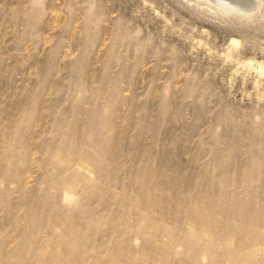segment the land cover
Listing matches in <instances>:
<instances>
[{
    "label": "rangeland",
    "instance_id": "obj_1",
    "mask_svg": "<svg viewBox=\"0 0 264 264\" xmlns=\"http://www.w3.org/2000/svg\"><path fill=\"white\" fill-rule=\"evenodd\" d=\"M227 1L0 0V264H264V0Z\"/></svg>",
    "mask_w": 264,
    "mask_h": 264
},
{
    "label": "bare ground",
    "instance_id": "obj_2",
    "mask_svg": "<svg viewBox=\"0 0 264 264\" xmlns=\"http://www.w3.org/2000/svg\"><path fill=\"white\" fill-rule=\"evenodd\" d=\"M210 1H212V0H210ZM213 1H214V4H216L221 10H224V11H230L231 10L232 4L229 1H227V0H213ZM250 5H252V4H250Z\"/></svg>",
    "mask_w": 264,
    "mask_h": 264
}]
</instances>
